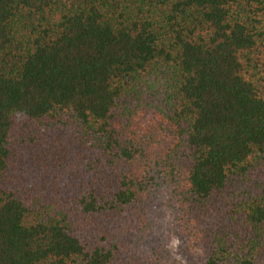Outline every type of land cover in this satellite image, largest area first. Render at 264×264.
<instances>
[{
  "label": "trees",
  "instance_id": "obj_1",
  "mask_svg": "<svg viewBox=\"0 0 264 264\" xmlns=\"http://www.w3.org/2000/svg\"><path fill=\"white\" fill-rule=\"evenodd\" d=\"M0 264H264V0H0Z\"/></svg>",
  "mask_w": 264,
  "mask_h": 264
},
{
  "label": "rangeland",
  "instance_id": "obj_2",
  "mask_svg": "<svg viewBox=\"0 0 264 264\" xmlns=\"http://www.w3.org/2000/svg\"><path fill=\"white\" fill-rule=\"evenodd\" d=\"M50 149L54 151V148L51 147ZM36 154L37 151H35V155ZM36 156H38V154ZM68 166L69 164L64 161L58 168V166H56V164L52 160H49L47 164L43 161L38 162V164L33 166V169H35L34 174L38 176H40L41 174H45L47 179L52 180L53 182L57 180L61 182V184H65L68 181V178L70 177L71 173V170ZM154 242L157 241L154 240ZM163 244L165 248L175 257L188 263V258L184 254L183 250V242L179 236L173 235L172 238L169 237L166 241H163Z\"/></svg>",
  "mask_w": 264,
  "mask_h": 264
}]
</instances>
